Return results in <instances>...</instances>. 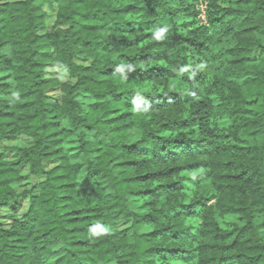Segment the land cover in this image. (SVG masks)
Listing matches in <instances>:
<instances>
[{"label": "trees", "instance_id": "1", "mask_svg": "<svg viewBox=\"0 0 264 264\" xmlns=\"http://www.w3.org/2000/svg\"><path fill=\"white\" fill-rule=\"evenodd\" d=\"M0 264H264V0H0Z\"/></svg>", "mask_w": 264, "mask_h": 264}, {"label": "rangeland", "instance_id": "2", "mask_svg": "<svg viewBox=\"0 0 264 264\" xmlns=\"http://www.w3.org/2000/svg\"><path fill=\"white\" fill-rule=\"evenodd\" d=\"M201 5V6H200ZM199 5V10H202V11H204L205 9V2H202L201 4ZM46 9V12L48 13V22H49V26H51L52 24H53V22L55 21V13H56V10L55 9H52V8H50V7H46L45 8ZM202 20L203 19H205V16H203L202 15ZM59 76H60V79H62V80H65V79H67L68 78V73L66 72V71H64V72H60V74H59ZM170 86H171V88H174L175 90H178L179 88H180V84H179V82L176 80V79H173L171 82H170ZM55 94H58V91H55L54 92V95ZM196 172L195 171H192V172H190L189 174H195ZM182 174H188V173H186V172H183ZM189 184H191V183H189ZM194 189H193V187L191 186L189 189H188V191H193ZM234 219V217L233 216H225L224 217V219H223V221H232Z\"/></svg>", "mask_w": 264, "mask_h": 264}, {"label": "clouds", "instance_id": "3", "mask_svg": "<svg viewBox=\"0 0 264 264\" xmlns=\"http://www.w3.org/2000/svg\"><path fill=\"white\" fill-rule=\"evenodd\" d=\"M128 67H129V68H132L133 66H132V65H128ZM117 70L119 71V70H122V69H121L120 67H118ZM105 231H106V229H105Z\"/></svg>", "mask_w": 264, "mask_h": 264}]
</instances>
